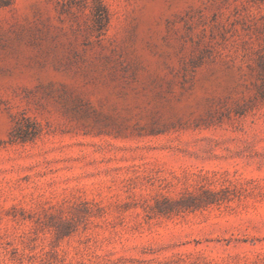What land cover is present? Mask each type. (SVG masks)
<instances>
[{
	"label": "rangeland",
	"instance_id": "1",
	"mask_svg": "<svg viewBox=\"0 0 264 264\" xmlns=\"http://www.w3.org/2000/svg\"><path fill=\"white\" fill-rule=\"evenodd\" d=\"M0 264H264V0H0Z\"/></svg>",
	"mask_w": 264,
	"mask_h": 264
}]
</instances>
